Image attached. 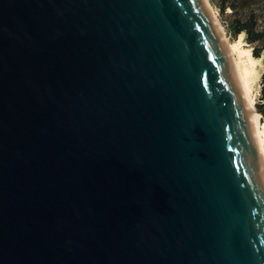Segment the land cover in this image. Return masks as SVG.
Masks as SVG:
<instances>
[{
	"label": "water",
	"instance_id": "water-1",
	"mask_svg": "<svg viewBox=\"0 0 264 264\" xmlns=\"http://www.w3.org/2000/svg\"><path fill=\"white\" fill-rule=\"evenodd\" d=\"M261 117L204 0H0V264H264Z\"/></svg>",
	"mask_w": 264,
	"mask_h": 264
},
{
	"label": "trees",
	"instance_id": "trees-1",
	"mask_svg": "<svg viewBox=\"0 0 264 264\" xmlns=\"http://www.w3.org/2000/svg\"><path fill=\"white\" fill-rule=\"evenodd\" d=\"M223 17L227 33L234 39L244 35L255 58H264V0H212ZM262 98L256 104L264 122V73Z\"/></svg>",
	"mask_w": 264,
	"mask_h": 264
},
{
	"label": "rangeland",
	"instance_id": "rangeland-1",
	"mask_svg": "<svg viewBox=\"0 0 264 264\" xmlns=\"http://www.w3.org/2000/svg\"><path fill=\"white\" fill-rule=\"evenodd\" d=\"M204 1H205L206 5H207L211 15H212V18H213V20H214V22H215L220 34H221L223 40L225 41V43H226V45H227V47H228V49L230 51L231 56L233 57V61L235 60L234 61V66L237 65L240 62L246 61L247 58H248L247 55L242 56V55H239L238 52H235L233 50L234 44L235 45L237 44L241 48V50H243V51H246V49L250 50L251 54L253 56L252 47L245 41L244 35H239L236 39L232 38L227 33V30H226V28L224 26V23H223V17L220 14L217 6L212 2V0H204ZM253 58L256 60L255 63H254V65H256L255 66V76L256 77H255V83H254V86H253L252 95H253V97L255 99L254 111L258 112L257 108H256V104L258 102H260L261 98H262L261 89H262V74L264 73V58L257 59L254 56H253ZM260 123H261V126L262 125L264 126V122L262 121V119H260Z\"/></svg>",
	"mask_w": 264,
	"mask_h": 264
},
{
	"label": "bare ground",
	"instance_id": "bare-ground-1",
	"mask_svg": "<svg viewBox=\"0 0 264 264\" xmlns=\"http://www.w3.org/2000/svg\"><path fill=\"white\" fill-rule=\"evenodd\" d=\"M233 50L235 52H238L239 55H242V56L247 55L248 57L246 61L240 62L237 65H235V69H236L238 78L240 80V83L244 89V92L248 98V101L251 104L252 108L254 109L255 99L252 95V92H253V86H254L255 77H256L255 76V66L256 65H254L256 60L253 58L254 55L252 56L250 50L246 49V51H243L237 44L236 45L234 44ZM260 132H261L262 142H263V147H264V126L263 125L261 126V123H260Z\"/></svg>",
	"mask_w": 264,
	"mask_h": 264
}]
</instances>
